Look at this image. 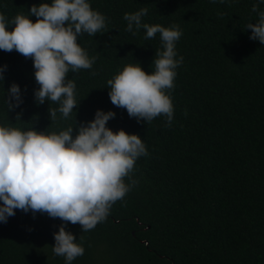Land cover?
<instances>
[{
  "label": "trees",
  "instance_id": "trees-1",
  "mask_svg": "<svg viewBox=\"0 0 264 264\" xmlns=\"http://www.w3.org/2000/svg\"><path fill=\"white\" fill-rule=\"evenodd\" d=\"M43 2L51 0H0V13L11 20ZM89 2L107 17V26L103 33L78 38L97 59L92 69L68 74L80 102L70 118L57 112L51 121L48 109L59 104H37L31 58L0 50V67L7 66L0 81V124L59 132L92 121L97 110L114 111L107 126L138 134L147 146L149 155L135 165L138 184L105 221L84 233L79 224L66 225L77 242L84 237L85 253L72 264H264V44L250 39L247 30L258 20L253 5L264 10V3ZM142 8L148 9L144 23L178 24L183 31L176 44L177 58L184 59L176 70L170 127L163 116L149 125L131 118L109 97L107 81L126 65L137 61L146 72L154 70L159 34L145 40L143 28L133 35L123 19ZM13 83L20 86L23 103L9 111L7 90ZM62 223L17 209L7 223L0 222V264H65L52 251Z\"/></svg>",
  "mask_w": 264,
  "mask_h": 264
},
{
  "label": "clouds",
  "instance_id": "clouds-1",
  "mask_svg": "<svg viewBox=\"0 0 264 264\" xmlns=\"http://www.w3.org/2000/svg\"><path fill=\"white\" fill-rule=\"evenodd\" d=\"M251 11L257 13L258 20L247 25L252 32L250 39L264 44V10L254 4ZM147 14L148 9L142 8L125 13L123 19L126 31L133 35L141 28L146 32L145 40L159 34L161 47L151 66L154 70L148 73L139 62L130 63L107 81V88L111 103L126 109L129 117L149 125L163 116L165 126L170 127L176 70L184 59L177 58L176 44L183 31L178 24L164 27L144 23L142 18ZM32 16L37 18L35 22ZM106 26L107 17L94 10L89 0L34 4L27 15L19 13L11 20L0 13V50H15L33 60L39 85L34 92L37 104H59L48 109L51 121L57 120V112L64 119L70 118L80 103L69 72L92 69L97 59L78 43V38L103 33ZM6 68L0 67V81L5 79ZM7 103L9 111L23 103L17 83L7 90ZM115 116L114 111L97 110L92 121L59 132L0 124V222L7 223L17 209L31 211L34 217L40 213L59 218L63 223L54 233L53 254L63 257L65 264L83 256V235L77 242L66 225L79 224L84 233L105 221L112 206L138 184L134 178L137 160L149 155L138 134H129L123 128L116 132L107 126Z\"/></svg>",
  "mask_w": 264,
  "mask_h": 264
}]
</instances>
